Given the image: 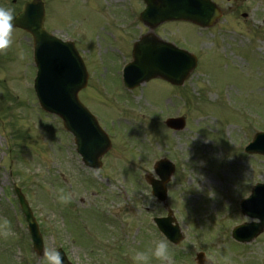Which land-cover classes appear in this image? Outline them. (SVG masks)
Returning a JSON list of instances; mask_svg holds the SVG:
<instances>
[{
	"label": "rangeland",
	"instance_id": "1",
	"mask_svg": "<svg viewBox=\"0 0 264 264\" xmlns=\"http://www.w3.org/2000/svg\"><path fill=\"white\" fill-rule=\"evenodd\" d=\"M26 1L0 0V7L15 15ZM42 1L44 29L74 41L89 61V83L78 97L112 148L98 171L81 164L61 121L36 101L32 39L13 30L12 44L0 51V264H45L49 248H62L71 264H134V250L162 238L152 219L166 212L144 181L155 177L160 159L175 167L166 206L184 235L178 247L170 245L172 264H191L200 251L215 264H264L263 240L246 250L231 241L232 230L249 223L233 220L247 185L264 182V160L243 151L255 131H264V0H212L222 16L209 29L186 23L155 29L195 55L197 66L180 88L156 80L127 99L116 88L115 57L141 31L130 26L141 2ZM175 117L185 119L177 133L163 127ZM14 186L43 234L40 258ZM61 190L72 194L69 202L59 199Z\"/></svg>",
	"mask_w": 264,
	"mask_h": 264
},
{
	"label": "water",
	"instance_id": "2",
	"mask_svg": "<svg viewBox=\"0 0 264 264\" xmlns=\"http://www.w3.org/2000/svg\"><path fill=\"white\" fill-rule=\"evenodd\" d=\"M147 8L141 20L150 28L166 21H190L201 27H209L220 16L210 0H145ZM44 21L43 5L40 0L25 4L23 10L15 17L14 27L22 29L33 37L34 63L37 76L34 90L40 107L47 113L58 116L64 128L75 138L77 152L87 167L98 169L99 158L110 148L107 138L97 126L95 119L80 104L78 92L85 87L86 72L73 44L62 42L42 28ZM152 35L143 38L134 49V62L126 70V84L131 89L153 79L163 78L173 85H182L194 69L196 60L184 51L174 48H156ZM172 47V46H171ZM167 126L173 129L184 127L183 119L169 120ZM249 152L264 154V134L258 135ZM156 171L160 182L150 180L153 195L159 201L165 200L164 185L173 172L167 162L157 164ZM165 169V171H161ZM21 210L28 223V230L34 250L42 253V238L30 209L20 194L15 190ZM255 201H259L256 199ZM252 208L255 215L264 214V205L255 203ZM155 224L166 238L178 244L182 236L179 228L171 226L172 218L155 219ZM63 264H68L63 252L59 250Z\"/></svg>",
	"mask_w": 264,
	"mask_h": 264
},
{
	"label": "clouds",
	"instance_id": "3",
	"mask_svg": "<svg viewBox=\"0 0 264 264\" xmlns=\"http://www.w3.org/2000/svg\"><path fill=\"white\" fill-rule=\"evenodd\" d=\"M13 12L5 7H0V51L7 49L12 44V34L14 29ZM72 198L71 193H64L61 190L59 199L65 203ZM7 224V221H4ZM45 264H63L61 254L54 248H49L44 252ZM134 264H172V252L170 241L165 237L154 242L148 249H136L132 256Z\"/></svg>",
	"mask_w": 264,
	"mask_h": 264
},
{
	"label": "flooded vegetation",
	"instance_id": "4",
	"mask_svg": "<svg viewBox=\"0 0 264 264\" xmlns=\"http://www.w3.org/2000/svg\"><path fill=\"white\" fill-rule=\"evenodd\" d=\"M263 235H264V230H263L258 236H256V237L254 238V240L252 241V243L255 244V243H257V242H259V241H261V240H263V242H264V237H263ZM251 245H252V244H251Z\"/></svg>",
	"mask_w": 264,
	"mask_h": 264
}]
</instances>
